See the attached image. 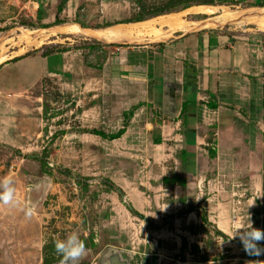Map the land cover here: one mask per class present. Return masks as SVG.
Instances as JSON below:
<instances>
[{
	"label": "rangeland",
	"instance_id": "obj_1",
	"mask_svg": "<svg viewBox=\"0 0 264 264\" xmlns=\"http://www.w3.org/2000/svg\"><path fill=\"white\" fill-rule=\"evenodd\" d=\"M240 3L242 0H0V64L38 49L47 53L54 47L41 46L51 40L79 49L86 41L78 23L98 26L180 11L182 16L208 15L191 9L195 5H214L213 13L223 12L225 22V17L232 16L229 11L241 9ZM262 13L249 9L245 15L250 17L245 20L256 22L255 17ZM60 24L63 27L52 28ZM156 24L159 19L153 26ZM257 35L264 41V33ZM91 41L95 43L90 48L100 57L103 51L99 48L106 45ZM80 63L72 67L69 78L60 71L58 76L42 77L20 94L0 92V129L7 139L0 141V178L14 179L21 201L19 207L0 205V264H58L62 257L56 253L54 241L72 232L85 240L88 249L80 264H103L112 248L121 249V258L128 264H264V255L250 256L238 238L230 240L236 224L259 218L247 196L205 194L203 179L197 180V191L193 183L189 189L175 186L182 180L183 170L171 148L154 145L167 128L159 120L162 110L158 114L154 108L157 99L146 104L149 112L145 115L130 116L119 138L109 140L91 133L92 129L110 133L121 128L128 103L117 96L111 81L95 66L102 62ZM10 70L11 76L0 74L2 88L16 84L12 78L18 69ZM167 102L170 105L171 100ZM171 125L166 136L174 140L171 133L176 129ZM25 205L35 208L31 218L25 215ZM187 208L195 211H185ZM204 214L211 224L201 220ZM234 216L232 232L226 230V237L218 235L213 226L223 228L221 221Z\"/></svg>",
	"mask_w": 264,
	"mask_h": 264
},
{
	"label": "crops",
	"instance_id": "obj_2",
	"mask_svg": "<svg viewBox=\"0 0 264 264\" xmlns=\"http://www.w3.org/2000/svg\"><path fill=\"white\" fill-rule=\"evenodd\" d=\"M253 2L242 0L241 9L229 11L232 16L225 17V22L220 11L200 16H182L180 11L178 19L156 24V32L145 30L129 38L113 37L109 27L156 16L98 26L78 23V31L86 41L79 49L74 50L71 43L67 47L51 40L41 46L54 47L47 53L38 49L1 62L2 76H11L10 67L18 72L12 78L16 84L11 89L2 88L0 77V92L17 95L42 77L58 76L60 71L69 78L76 62L81 66L84 62H102L95 66L111 81L117 96L127 100L132 116L148 113L146 104L157 99L158 106L154 108L158 114L160 110L165 114L159 115V120L162 118L167 128L165 136L154 145L171 148L183 170L180 175L184 185L175 186L189 189L193 183L197 191V180L203 179L206 183L201 188L205 194L245 195L251 210L259 214L251 222L255 228L264 229V41L257 35L264 33L259 26L264 13L255 17L256 22L245 20L250 17L246 11H264V4ZM56 27L63 24L52 28ZM91 40L106 45L99 48L103 51L100 57L90 48L95 43ZM110 68L114 74H109ZM3 70L6 73H1ZM167 100H171L170 105ZM128 106H124L125 111L130 110H126ZM169 123L176 129L171 133L174 140L166 136L171 131ZM0 141L7 142L1 129ZM202 163H206L204 168ZM234 220L235 216L220 220L223 228L215 226L222 234L232 232Z\"/></svg>",
	"mask_w": 264,
	"mask_h": 264
},
{
	"label": "clouds",
	"instance_id": "obj_3",
	"mask_svg": "<svg viewBox=\"0 0 264 264\" xmlns=\"http://www.w3.org/2000/svg\"><path fill=\"white\" fill-rule=\"evenodd\" d=\"M0 205L12 207L21 205L14 179L11 176L0 178ZM24 211L28 218L35 214L33 206L25 205ZM248 219L250 220L249 216ZM237 238L248 255H264V247L261 246L264 242V229L253 227L252 222L248 224L238 223L234 226V234L230 240ZM54 247L56 253L62 257V264H80L81 260L88 254L85 240L76 232L70 233L64 239H56Z\"/></svg>",
	"mask_w": 264,
	"mask_h": 264
},
{
	"label": "bare ground",
	"instance_id": "obj_4",
	"mask_svg": "<svg viewBox=\"0 0 264 264\" xmlns=\"http://www.w3.org/2000/svg\"><path fill=\"white\" fill-rule=\"evenodd\" d=\"M191 9H194L197 12L208 13V14H210L214 11L213 7H210L208 5H195V6L191 7ZM179 16H180V13L175 12V13H170V14H166V15H159V16H156L154 18H151V19H148L145 21L128 23V24H117V25L113 26L112 27L113 29H111L110 31L112 32V36L115 38L119 37L120 35H123L124 37L125 36L128 37L129 35L131 36V34H136V33L141 34V32H144L145 30H147V31L157 30L153 26V22H155V20L158 22V19H159L160 24H163V22H166L163 20L164 18L174 17L176 20L179 18ZM259 21H260L259 26L264 29V19H261V20L259 19ZM175 22L176 21L170 22V24H173ZM142 23H145V24L142 27H140L139 25Z\"/></svg>",
	"mask_w": 264,
	"mask_h": 264
},
{
	"label": "trees",
	"instance_id": "obj_5",
	"mask_svg": "<svg viewBox=\"0 0 264 264\" xmlns=\"http://www.w3.org/2000/svg\"><path fill=\"white\" fill-rule=\"evenodd\" d=\"M140 20V19H139ZM139 20H135V21H139ZM142 20V19H141ZM123 21H125V22H130V21H132V20H123ZM189 103H191V102H189ZM183 106H184V104H183ZM132 113H133V109H130V110H128V111H125L124 113H123V117H124V124L122 125V127L121 128H119L116 132H110V133H105L104 131H102V130H93L92 129V131H91V133L92 134H94V135H98V136H100V137H102V138H107V139H109V140H114V139H117V138H119L123 133H124V131H125V129H126V126H127V124H128V120H129V118H130V116H132ZM181 155L183 156L184 155V152H182L181 153ZM179 184H184V179H182L180 182H179ZM114 188V187H113ZM116 189L118 190V191H122V190H120L118 187H116ZM114 191H116L115 189H113ZM126 208L129 210V211H131V212H133V213H137L136 211H135V209L132 207V206H130V205H126ZM189 211V210H193V208L191 209V208H187V209H185V211ZM201 220L203 221V222H205V223H208V224H211V223H209L208 222V220H207V217H206V215L204 214L203 216L201 215ZM213 228L215 229V232L218 234V235H220V236H224V237H226L225 235H223L216 227H215V225L213 226Z\"/></svg>",
	"mask_w": 264,
	"mask_h": 264
},
{
	"label": "water",
	"instance_id": "obj_6",
	"mask_svg": "<svg viewBox=\"0 0 264 264\" xmlns=\"http://www.w3.org/2000/svg\"><path fill=\"white\" fill-rule=\"evenodd\" d=\"M120 253H121V249L112 248V250H109L108 254H106L105 262L103 264H127V262L122 260ZM58 264H62V260ZM237 264H247V263L241 262Z\"/></svg>",
	"mask_w": 264,
	"mask_h": 264
},
{
	"label": "flooded vegetation",
	"instance_id": "obj_7",
	"mask_svg": "<svg viewBox=\"0 0 264 264\" xmlns=\"http://www.w3.org/2000/svg\"><path fill=\"white\" fill-rule=\"evenodd\" d=\"M128 264V263H127Z\"/></svg>",
	"mask_w": 264,
	"mask_h": 264
}]
</instances>
